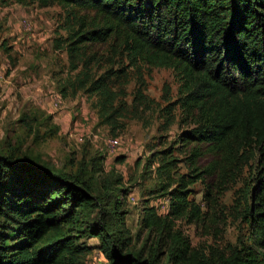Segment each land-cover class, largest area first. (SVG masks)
I'll return each mask as SVG.
<instances>
[{"label":"trees","instance_id":"16d2710c","mask_svg":"<svg viewBox=\"0 0 264 264\" xmlns=\"http://www.w3.org/2000/svg\"><path fill=\"white\" fill-rule=\"evenodd\" d=\"M8 1L96 12L100 22L81 20L58 42L66 45L70 62L88 46L111 44L113 54L123 48L134 62L172 70L181 123L188 127L178 143L189 172L173 177L171 149L157 153L165 178L160 191L170 211L161 217L145 200L142 227L153 241L146 253H138L114 238L122 234V204L130 195L122 178H106L95 188L103 156L94 158L98 165L89 177L84 166L72 174L19 152L17 160L12 149L0 153V218L10 216L20 225L0 243V264H78L81 239H99L109 264H264V0ZM119 73L122 77L125 69ZM109 83L110 75L83 85L109 97ZM68 84L62 86V101L68 88L74 90ZM21 121L30 128L33 119ZM104 150L109 151L103 144ZM205 157L208 164L200 166ZM243 179L239 215L246 238L228 254L212 249L204 256L177 223L206 227L225 217L221 198ZM197 184L203 187L201 203L190 199Z\"/></svg>","mask_w":264,"mask_h":264},{"label":"rangeland","instance_id":"374dc122","mask_svg":"<svg viewBox=\"0 0 264 264\" xmlns=\"http://www.w3.org/2000/svg\"><path fill=\"white\" fill-rule=\"evenodd\" d=\"M81 20L90 24L101 18L93 11L0 0V153L5 156L12 149L17 160L26 154L54 171L72 174L84 166L89 177L98 165L94 158L103 156L104 172L95 176V188L106 178H122L121 186L130 194L122 204L126 212L124 225L118 228L122 234L117 232L114 238L134 252L146 253L153 237L142 227L145 200L161 217L170 211L169 198L160 191L165 178L158 171L157 153L171 149V159L176 160L171 169L173 177L189 172L178 143L181 133L188 129L181 123L177 105L178 82L172 70L134 62L123 48L113 54L111 44L88 46L84 55L70 62L66 45L58 42L67 40ZM123 69L125 75L118 77ZM109 75V97L94 94L89 85H83ZM69 82L75 91L68 88L62 108H53L52 96H62V86ZM24 116L33 119L30 128L22 123ZM55 127L59 129L53 136L50 131ZM79 131L100 139L93 136L82 144L77 140ZM103 136L119 138L120 147L100 152ZM208 162L205 157L200 166ZM244 185L243 179L223 194L225 217L206 227L177 223L204 256L210 257L212 249L228 254L241 237L246 238L248 231L239 215ZM191 190L190 199L201 203L203 187L197 184ZM3 223L2 246L20 226L10 216L1 217ZM79 244L83 250L78 264H109L99 239H81Z\"/></svg>","mask_w":264,"mask_h":264},{"label":"built area","instance_id":"2783aa9c","mask_svg":"<svg viewBox=\"0 0 264 264\" xmlns=\"http://www.w3.org/2000/svg\"><path fill=\"white\" fill-rule=\"evenodd\" d=\"M63 104V101L61 99V97H56L55 100H54V105L59 108L61 107ZM81 132V135L78 136L77 140L79 142H82L84 143L86 141L87 138L91 139L93 136L96 138L97 135H90L88 136L87 133H85L84 131H79ZM99 138V137H97ZM100 139V138H99ZM101 140L103 141V144L104 146L111 152V151H114L115 149L119 148L120 147V140L118 138H111V137H108V136H103L101 138Z\"/></svg>","mask_w":264,"mask_h":264},{"label":"crops","instance_id":"0c3cea01","mask_svg":"<svg viewBox=\"0 0 264 264\" xmlns=\"http://www.w3.org/2000/svg\"><path fill=\"white\" fill-rule=\"evenodd\" d=\"M56 97H60V95H54V96H52V98H51V100H50V101H51V105H52L53 108L56 107L55 105L53 106V104H54V100H55ZM62 105H63V104H62ZM56 108H57V107H56ZM56 108H55V109H56ZM61 108H62V107H61Z\"/></svg>","mask_w":264,"mask_h":264}]
</instances>
